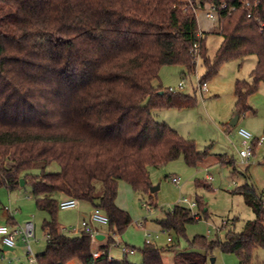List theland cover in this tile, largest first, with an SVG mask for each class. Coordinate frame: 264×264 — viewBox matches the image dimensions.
Returning a JSON list of instances; mask_svg holds the SVG:
<instances>
[{
    "label": "trees",
    "instance_id": "16d2710c",
    "mask_svg": "<svg viewBox=\"0 0 264 264\" xmlns=\"http://www.w3.org/2000/svg\"><path fill=\"white\" fill-rule=\"evenodd\" d=\"M240 1L258 2L257 19L248 17ZM191 2L237 6L220 14L223 41L213 60L205 39L197 38L198 19L185 0H0V187L13 192L23 179L37 208L49 215L43 224L49 238L37 256L39 264H133L128 255L110 260L109 246L94 258L89 234L62 233L58 197L99 208L110 220L109 229L122 235L133 219L117 205L121 182L152 199L150 168L180 158L197 167L209 156L153 115L196 105L193 96L155 82L165 66L193 72L190 50L197 42L205 68L202 81L216 76L226 62L257 57L252 81L237 80L235 90L236 114L251 109L247 100L264 83V0ZM53 164L59 171L48 172ZM99 182L102 195H96ZM240 191L256 219L243 232L229 231L224 240L196 236L193 250L178 253L173 264H212L215 250L234 254L239 264H264L255 256L264 249V201L249 185ZM194 222L183 206L159 220L178 236ZM141 251V264H164L158 246L145 243Z\"/></svg>",
    "mask_w": 264,
    "mask_h": 264
},
{
    "label": "rangeland",
    "instance_id": "374dc122",
    "mask_svg": "<svg viewBox=\"0 0 264 264\" xmlns=\"http://www.w3.org/2000/svg\"><path fill=\"white\" fill-rule=\"evenodd\" d=\"M202 19L203 14L199 13L200 23ZM215 28L209 30L205 38L207 55L211 60L223 41L222 34ZM256 60L257 57L251 55L243 60L224 63L216 76L204 81L208 85V92L204 95L199 91V81H202L205 75L201 58L190 74L180 65L165 66L161 69L160 77L155 84L169 89L177 88L180 82L184 81L185 85L181 92L193 96L196 105L183 110H155L153 112L155 119L172 127L185 139L193 141L201 152L207 151L209 156L197 167L188 166L184 159L180 158L167 165L150 168L153 186H159L155 193H151L152 199L146 194L136 193L128 183H120L117 205L127 211L133 219L130 227L120 236L123 245L127 244L136 250L135 255L127 256L131 263H142L141 250L145 246L147 234L154 235L157 232L162 234L163 228L159 220L175 206H182L180 200L183 197L198 204L201 202L207 214L198 207L196 212L200 213L199 220L194 219V223L187 224L184 236L168 232L154 241L153 244L163 250L166 264L172 263L178 253L193 250L191 242L196 236H206L209 240H224L229 231L243 232L246 225L256 219L253 208L240 189L249 185L264 201V143L256 145L251 160L243 162L239 153L244 144L238 131L241 128L247 130L252 134L254 141L264 136V83H261L258 90L248 98L247 105L251 109L239 116L236 114L235 95L237 80L252 81L251 73ZM236 116L237 125L232 127L230 123ZM220 156L226 157L227 160L222 162ZM47 171L57 172L59 167L53 164ZM33 172L39 173L37 170ZM174 176L181 178L180 186L172 182ZM208 176L213 180H207ZM96 187V195H102L104 192L102 183H97ZM87 206V203L82 202L79 208L60 210L59 223L70 226V230L78 228ZM90 207L92 208V205ZM7 216L14 217L17 226L32 221L36 225V238L31 241L33 252L37 256L45 251L47 237L43 224L45 219H49V215L37 208L29 186H21L13 192L7 187H0V223H5ZM140 223L143 224L142 227ZM217 228H220L219 232ZM169 236L173 239L171 243L167 241ZM171 246L174 249L167 251ZM0 253L7 259L21 257L23 261H27L20 238L14 252L3 251L0 245ZM110 254L114 261H122L125 258L121 246L114 248ZM255 256L264 261V249H257ZM211 258L215 259L214 264H239L234 254H224L220 250H215Z\"/></svg>",
    "mask_w": 264,
    "mask_h": 264
},
{
    "label": "built area",
    "instance_id": "2783aa9c",
    "mask_svg": "<svg viewBox=\"0 0 264 264\" xmlns=\"http://www.w3.org/2000/svg\"><path fill=\"white\" fill-rule=\"evenodd\" d=\"M185 4L188 9H191L194 11L196 16L198 17V14L200 12H204L205 18L207 20H210L211 22H214L217 24L216 28L217 31L222 34V28H221V20H220V14L222 12H227L230 14L232 11L236 10L237 6H229L227 3L223 2L219 6L215 5H206L203 6L202 4L198 3L197 5H193L191 0H185ZM240 6L243 8H246L248 10V17H255L254 9L257 8L258 2L252 4L248 1H240ZM256 18V17H255ZM257 19V18H256ZM215 28V29H216ZM207 32L202 31L199 29L197 33V38L199 40L205 39L207 36ZM190 54L192 56L193 62L195 64V68L197 66V63L199 59L201 58V44L200 42H197L190 50ZM202 59V58H201ZM185 85L184 81H181L179 86L177 88L170 87L168 90L170 92H179L183 89ZM199 91L201 95H204L208 92V85L204 81H199ZM238 135L243 139L244 147L240 151V157L243 162H248L251 160V158L254 155V148L256 145H262L264 143V136L261 138L253 140V136L250 132L247 130L241 128L238 131ZM251 142V143H250ZM207 180H213L211 176H208ZM172 182L178 186L181 184V178L178 176L172 177ZM181 205L189 210L190 215L193 219L199 220L200 213H197L196 210L198 209L199 205L197 202L192 201L186 197L181 198L180 200ZM81 202L77 198H66L62 201H60L59 207L60 210H72L79 208ZM9 211V209H6ZM110 220L106 214H104L99 208L93 209V211L90 213V215L83 219L80 224L78 225L81 227L84 233L89 234L93 241L96 240V230L94 229L92 224H100L104 226H109ZM141 227L143 226L142 223L139 224ZM77 228V229H78ZM217 232L220 231V228L216 229ZM167 230H162L163 233H168ZM160 232L155 233L154 235H151L150 233L147 234L145 243L146 244H153L154 241L159 240L162 236ZM111 237L114 238V243L111 244V247L121 246L122 252L125 256L127 255H134L136 250L134 248L128 247L126 245L121 244L120 241V235L114 232L113 230H110ZM47 239L49 238L48 235H46ZM18 238L21 239L23 246L25 248V255L27 257V261H23L21 258H13L11 260H8L3 254L0 253V262L7 261L6 264H39L37 256L34 254L31 241L36 238V229L35 224L32 221H27L22 226H11V225H0V240L3 246L10 250H15L17 247V240ZM167 241L169 243L173 242V239L171 236L167 238ZM94 258H100L103 255V252L100 250H92ZM108 258L110 260H114L113 257L110 254V251L107 252Z\"/></svg>",
    "mask_w": 264,
    "mask_h": 264
},
{
    "label": "crops",
    "instance_id": "0c3cea01",
    "mask_svg": "<svg viewBox=\"0 0 264 264\" xmlns=\"http://www.w3.org/2000/svg\"><path fill=\"white\" fill-rule=\"evenodd\" d=\"M200 13H202L203 14V19L201 20V23H200V21L198 20V23H199V27H200V29L202 30V31H207V33H209L210 31L209 30H212L213 28H215L216 26H217V24L216 23H214V22H211L210 20H207L206 18H205V16H204V12H200ZM197 19H198V17H197ZM223 37V36H222ZM206 38V37H205ZM206 40V39H205ZM256 63H257V60L255 61V66H256ZM233 121V120H232ZM231 121V122H232ZM237 122H238V120H237ZM237 125V124H236ZM236 125L235 126H232V127H236ZM59 198V200L60 201H62V200H64V199H66L67 197H65V196H59L58 197ZM82 203V202H81ZM87 207H86V210H85V212L83 213V215H82V217H81V220H80V222L83 220V219H86L89 215H90V213L93 211V209H94V207L92 206V208L90 207V205L91 204H88L87 203ZM90 207V208H89ZM7 211V210H6ZM67 211V210H66ZM46 220V219H45ZM4 222L5 223H0V225H11V226H15V225H17V222L15 221V219H14V217H12V216H7L6 217V219L4 220ZM80 222H79V224H80ZM93 225V227H94V229L96 230V240L95 241H93L92 242V250H102V248H106L107 246H111V244L109 245V239L111 238V235H110V229H109V227L108 226H104V225H100V224H92ZM69 227L70 226H67V225H63V224H60V228H61V231H62V233H64V234H67V235H70V236H76V235H79V234H81L82 232H83V230L81 229V227L79 226V228L77 229V228H73L74 230H70L69 229ZM35 229H36V225H35ZM121 236V235H120ZM99 239H98V238ZM120 241H121V244H123L124 242H123V239H122V237H120ZM0 245L2 246V248H3V251H10V252H14L16 249H17V247H16V249L15 250H10V249H7L5 246H3L2 245V243H1V240H0ZM126 246H128L127 244H125ZM128 247H131V246H128ZM114 248H118V246H116V247H112V249L111 248H108V251H112ZM131 248H133V247H131ZM46 249V248H45ZM135 249V248H134ZM44 252V251H43ZM42 254V253H41ZM39 255V254H38ZM37 255V256H38ZM135 255V254H134ZM177 256V255H176ZM176 256L174 257V259H173V262L172 263H168V264H173L174 263V260H175V258H176ZM13 258H15V257H13ZM13 258H9L8 260H11V259H13ZM21 258V257H20ZM162 258H163V262H164V264H166V262H165V258H164V256H163V254H162ZM0 263H2V264H6L7 263V261H6V263H5V261H3V262H0Z\"/></svg>",
    "mask_w": 264,
    "mask_h": 264
},
{
    "label": "water",
    "instance_id": "95a60500",
    "mask_svg": "<svg viewBox=\"0 0 264 264\" xmlns=\"http://www.w3.org/2000/svg\"><path fill=\"white\" fill-rule=\"evenodd\" d=\"M164 92L162 91V92H160V94L162 95ZM237 120H238V116H236L234 119H233V121L230 123V125L231 126H235L236 124H237ZM24 184H25V181L22 179L21 180V186H24ZM159 189V186H157V187H152L151 188V193H155L157 190ZM101 205V200H96L95 201V206H97V207H99ZM98 238V237H97ZM99 239V238H98ZM8 249V248H7ZM214 262H215V259L214 258H211V263L212 264H214Z\"/></svg>",
    "mask_w": 264,
    "mask_h": 264
}]
</instances>
